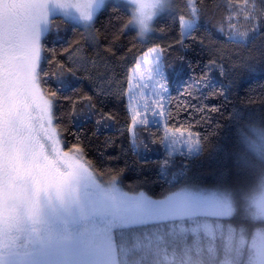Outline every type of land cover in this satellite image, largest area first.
Returning a JSON list of instances; mask_svg holds the SVG:
<instances>
[{"label": "trees", "instance_id": "16d2710c", "mask_svg": "<svg viewBox=\"0 0 264 264\" xmlns=\"http://www.w3.org/2000/svg\"><path fill=\"white\" fill-rule=\"evenodd\" d=\"M94 18L93 39L62 16L50 19L42 39L41 86L65 150L80 149L101 182L130 194L157 199L190 186L224 190L236 213L220 222L243 230L250 241L264 230V219L252 217L247 198L264 180V158L249 142L254 128L264 132V0H171L147 37L131 26L129 9L117 0L107 1ZM183 18L190 27L185 35ZM154 48L160 51L158 77L165 76L169 89L165 123L133 126L132 69ZM177 131L196 135L198 154L170 151L169 134ZM41 183L49 187L43 200L54 187L61 188L57 198L68 201L61 175ZM193 218L181 226L176 221L170 239L166 222L116 229L119 264H153L162 247L167 254L181 252L178 260L184 261V253L196 248L194 232H183L196 226ZM203 256L213 263L206 248Z\"/></svg>", "mask_w": 264, "mask_h": 264}, {"label": "rangeland", "instance_id": "374dc122", "mask_svg": "<svg viewBox=\"0 0 264 264\" xmlns=\"http://www.w3.org/2000/svg\"><path fill=\"white\" fill-rule=\"evenodd\" d=\"M107 1L36 0L30 6L28 0L26 4L24 0H5L0 5V148L4 150L8 142L16 140V144L9 149L10 153L19 145L18 142L28 144L31 138L36 140V135L39 139L42 137L51 145L54 167L66 178L78 181L72 187L63 189L67 199L70 198L76 206L75 213H70L71 206L66 204L67 215L57 222L50 221L42 229L39 226H26L22 230L10 228L0 220V264H119L114 250L116 229L166 222L169 224L170 239L174 236L171 229L176 221L181 226L191 217H195L196 226H184L183 232L187 236L190 231L194 232L196 248L193 247V251L188 249L181 262L178 260L181 252L176 250L167 254L168 251L162 247L154 252L156 260L153 264H206L203 261L205 248L208 256V250L214 255L209 256L213 263L209 261L208 264H264L262 228L247 241L243 230L231 226L224 228L220 222L219 219L236 213L234 200L224 190L190 186L157 199L143 193L130 194L114 183L101 182L89 168L80 149L65 150L53 119L52 101L45 96L41 86L42 39L49 32L50 19L54 16H62L81 26L86 29L88 39H93L94 17ZM117 1L129 9L131 26L143 37L150 34L155 19L169 11L171 6V0ZM24 8L28 9L27 24V10ZM18 19L23 22L18 31L13 32ZM187 22L183 18V35L190 30ZM159 55L158 48L152 49L140 60V68L132 69L135 76L129 87L128 105L135 115L133 126L165 123L164 102L169 89L165 87V76L158 77L161 71ZM8 70L14 73L15 83L9 91H1L9 78L6 74ZM251 132L254 134L249 141L251 148L264 158V132L256 128ZM169 135L172 138L167 146L173 154L199 153V140L193 132L177 131ZM12 157L20 159L24 154L14 151L10 155ZM2 168L0 165V170ZM42 173L46 174L42 165L33 169L30 165L18 172L0 171V217L4 214L25 217L31 214L32 206L38 200L36 195L49 188L41 183L44 179L40 177ZM49 174L57 176V173ZM63 180L72 185L69 180ZM248 197L252 217L264 219V180ZM204 239L207 245H203ZM218 241L223 244L220 259L216 258ZM168 246L172 248L170 243Z\"/></svg>", "mask_w": 264, "mask_h": 264}, {"label": "flooded vegetation", "instance_id": "af4514ba", "mask_svg": "<svg viewBox=\"0 0 264 264\" xmlns=\"http://www.w3.org/2000/svg\"><path fill=\"white\" fill-rule=\"evenodd\" d=\"M2 2H5V0H0V5H2ZM36 2V0H24V4L32 5ZM26 8H24L25 10ZM25 11V21L27 24V12L28 9ZM22 20L18 19L17 20V26L13 29V32L18 31V26L22 24ZM15 37H17V34H15ZM8 73V74H7ZM7 77H9L5 83L1 87V91H9L10 88H12V84L15 83L14 74L11 70H8L6 72ZM19 96V95H18ZM20 97V96H19ZM22 135V134H21ZM35 138V137H34ZM34 138H31V140L28 142V144L21 142H18V146L10 150L11 152L9 153V149L12 148L16 144V140H11L8 142L7 145H5L6 148L1 147L0 148V165H2L4 168H2L0 171H6V173L9 172H18L22 171L25 167H29L31 165V169L36 166L41 167V165L46 169V174H39L40 177L45 178L46 175L48 177V182H49V177L50 175L55 176L53 174L49 173H57L61 175L62 179L69 180L72 185H69V187H72L75 183H77V180H73L70 178H66L61 172L58 171L54 167V163L52 162V157L53 153L51 152L50 146L48 141H45L42 137L39 139V136L36 135V140ZM14 151H18L22 155L24 154L23 158L17 159L16 157L10 158V155L13 154ZM15 155V154H14ZM18 157V155H15ZM22 169V170H21ZM49 169H53L51 172ZM49 172V173H47ZM40 179V178H39ZM55 188L53 187L50 191L49 196L47 197L46 200H43L44 192H41V199L37 196L36 203L32 206V212L29 214V216L26 215L23 216L21 214H4V216L0 217V220H2L3 225L10 227V228H16V229H25L26 226H39V229L44 228V225L48 224L50 221H55L57 222L59 219L63 218L65 215V212L63 211L65 207H63L64 204H68L71 206L70 213H75L76 211V206H74L73 201L69 198L67 202L63 200V198L58 197L59 193L61 192V188L59 190L53 192ZM52 200L48 203V200ZM54 201V206L51 209L50 206H52V202ZM57 210V211H56Z\"/></svg>", "mask_w": 264, "mask_h": 264}]
</instances>
